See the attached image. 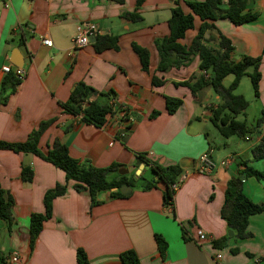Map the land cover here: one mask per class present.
<instances>
[{
	"label": "crops",
	"instance_id": "0c3cea01",
	"mask_svg": "<svg viewBox=\"0 0 264 264\" xmlns=\"http://www.w3.org/2000/svg\"><path fill=\"white\" fill-rule=\"evenodd\" d=\"M203 1L144 0L136 12L140 20L132 22L126 15L134 12L135 0H123L122 5L93 0H8L7 9H1L0 0V67L8 65L13 70L10 61L16 58L24 73L15 93L0 106V141L21 143L40 122L53 119L37 143L42 154L57 140L66 146L70 158L87 161L93 168L112 163L134 167L124 175L127 178L136 179L148 169L139 164L143 168L134 175L139 166L136 155L160 167L182 165L188 173L174 192L171 208L162 205L161 185L147 192L130 188L125 199H111V191L102 192L98 204L90 207L87 193L76 192L68 182L64 194L52 201L50 218L30 244L29 217L43 213L44 193L63 185L64 175L37 156L0 150V189L13 201L9 231L0 220V264H77V250L83 252L87 264H121L119 254L126 250L135 253L139 264H264V211L248 218L246 231L251 237L243 240L233 234L228 237L219 217L224 190L234 177L240 179L241 192L250 202L264 206V178L241 174L248 167L264 176V157L254 159L251 153L264 136V122L244 137L222 138L209 122L218 103L213 91L203 88L191 95L186 87L175 85L192 83L202 74L197 56L183 67L156 71L153 43L168 36L170 10L178 6L190 14L185 3ZM220 7H226L225 0ZM244 11L256 18L240 26L225 19L208 22L214 30L204 35L205 40L210 37L204 45L216 49L221 36L232 48L230 61L260 57L258 97L238 94L255 102L256 120L264 109V0H247ZM87 24L96 28L97 36H116L118 49L96 53L89 43L74 49L75 28ZM199 25L193 16V29L178 43L189 46ZM41 39L49 40L51 46H43ZM132 43L147 50L148 73L140 70ZM152 76L162 84L152 86ZM2 77L0 72V82ZM231 80L225 77L222 88ZM78 82L96 94L113 93L127 112V120L114 113L102 127L95 128L64 114L58 104L68 99ZM165 98L180 101L171 115L166 112ZM97 102L106 101L97 98ZM240 116L236 117L239 121L243 120ZM243 121L248 126L255 122ZM124 127L129 128L122 145L116 135ZM204 153L214 168L207 175L195 174L192 170ZM226 158L230 162L219 166ZM21 166L32 171L28 184L20 180ZM197 229L210 240L196 244ZM155 235L165 243L162 257ZM223 237H227L225 245L214 248L211 242ZM12 254L17 256L14 263L9 261Z\"/></svg>",
	"mask_w": 264,
	"mask_h": 264
},
{
	"label": "trees",
	"instance_id": "16d2710c",
	"mask_svg": "<svg viewBox=\"0 0 264 264\" xmlns=\"http://www.w3.org/2000/svg\"><path fill=\"white\" fill-rule=\"evenodd\" d=\"M95 2H105L122 5L123 0H93ZM144 0H135L134 12L126 15L132 21L137 22L140 17L137 10ZM226 7L221 8L222 0H204L203 2H186L190 14H184L178 6L170 10V16L167 20L168 36L154 41V47L157 52L158 63L157 72H165L170 68L183 67L190 63L193 56H197V69L200 73L194 82L184 81L175 85L186 87L191 95H195L203 88H210L218 97V103L215 109L211 110L209 122L216 129L222 138L231 136L244 137L256 130L264 122V109L260 111L259 117L255 120L254 125L248 126L243 120L236 119L237 116H243L247 108V102L242 96L233 95L232 92L237 88L240 80L247 77L250 82L253 98L258 97V81L260 79L259 66L260 57L251 58L243 56L238 61H230L232 48L230 43L219 36L217 48L208 47L204 42V35L214 30V27L208 22L218 19L228 20L234 26H240L249 23L256 18L253 13L245 12L247 0H225ZM193 16L199 21L200 25L189 46H183L178 43L182 40L187 30L193 29ZM92 48L96 53L107 49L116 51L117 37L113 36H96ZM131 50L136 55L140 70L148 73V52L134 43L131 44ZM249 70V72H248ZM232 76V80L227 88H222L221 82L227 77ZM152 86H160L162 81L151 77ZM21 81L16 78L13 70L4 74L0 82V106L6 104L8 98L13 95L20 85ZM92 89L78 82L71 91L68 99L64 103H59L64 114L79 117L84 124L100 128L104 125L106 118L118 113L112 110L109 101L114 99L113 93H95ZM97 98H102L106 102L98 103ZM180 105L177 99L165 98V107L168 115H171ZM154 115V114H153ZM151 115V116H153ZM122 121L127 120V112L124 110ZM54 120L40 122L36 129L32 130L21 143H6L0 141V150L11 151L15 154H31L37 156L42 161L51 164L54 168L60 170L64 175V184L55 185L53 189L44 193L42 198L43 213L31 214L29 217L28 240L31 244L41 230L42 223L50 218L52 210V201L65 192V186L68 182L73 184L76 192H86L89 197V206L98 204L97 196L102 192H110L111 199H125L129 196H123L118 189L127 185L129 188H138L141 192H147L157 185L162 186V205L172 206L174 193L170 186L176 182L177 177L183 171L179 166L160 167L146 160L142 155H136V165L142 164L147 167L151 174L156 177L154 182L146 180L139 175L136 179L126 176H118L116 171L119 165L112 163L103 169L93 168L87 161L78 162L69 157L66 146L60 141H53L51 148L45 153L38 150L37 143L41 134L52 124ZM129 127L122 128L116 135L120 144H124V139ZM251 153L254 159L264 157V136L256 145ZM243 177H253L262 179L264 176L257 171L244 167ZM109 175H113L110 178ZM20 180L23 183H30L32 180V171L27 166L20 168ZM241 181L238 177L232 178L227 182L223 193V203L219 210V217L224 222L226 229L233 234L237 240L248 239L251 235L246 231L248 218L260 214L264 211V206L256 205L250 202L241 192ZM114 190V191H113ZM13 201L10 195L0 189V220L5 224L7 231L12 225L11 208ZM173 216V213H172ZM227 240L223 237L219 240L212 241V246L221 249ZM154 241L160 257L163 256L165 243L158 236H154ZM235 253V251H231ZM121 264H139L135 253L126 250L119 254ZM77 264H87L85 255L82 251H76Z\"/></svg>",
	"mask_w": 264,
	"mask_h": 264
},
{
	"label": "built area",
	"instance_id": "2783aa9c",
	"mask_svg": "<svg viewBox=\"0 0 264 264\" xmlns=\"http://www.w3.org/2000/svg\"><path fill=\"white\" fill-rule=\"evenodd\" d=\"M9 7L8 0H1V9H7ZM98 31L93 25H84V26H77L74 31V35L72 36L71 43L74 49H80L88 44V37L89 36H97ZM41 44L45 47H50L51 42L47 39H41ZM11 71L10 67L8 65H2L0 67V72L4 75ZM14 75L16 78L20 81L24 78V73L19 68L13 69ZM204 77H206L205 73H202ZM109 104L112 108V110L118 112L122 116L124 112V108L120 107L114 99L109 101ZM230 158H226L224 160H221L218 165L223 167L226 166L230 162ZM214 168V163L212 160L208 157L206 153L201 154L197 159V166L194 170H192L193 173L198 175H207L209 174ZM188 176V173L186 171H182L180 175L177 177L176 182L170 186L172 192L174 193L178 187L186 180ZM168 207L171 208L169 205ZM195 239L194 241L196 244L200 245L202 242L210 240L201 230L197 229L195 231ZM10 262H16L17 256L16 254H12L9 258Z\"/></svg>",
	"mask_w": 264,
	"mask_h": 264
},
{
	"label": "rangeland",
	"instance_id": "374dc122",
	"mask_svg": "<svg viewBox=\"0 0 264 264\" xmlns=\"http://www.w3.org/2000/svg\"><path fill=\"white\" fill-rule=\"evenodd\" d=\"M248 72H249V70H248ZM229 78H232V76H229ZM224 84H225V86H227L228 83L225 81ZM232 94L233 95L243 94L244 96H251L252 91H251L249 79L247 77H243L239 82V87L236 88L232 92ZM245 98H246L245 101L248 103V106L245 110V115L240 116V117H241V119L245 120L247 123L252 124V122L255 121V118L257 116L256 115L257 106H256L255 102H253V100L247 99L249 97H245ZM142 177L146 180L152 181L151 174L148 170H146L142 173ZM153 178H154V176H153Z\"/></svg>",
	"mask_w": 264,
	"mask_h": 264
},
{
	"label": "water",
	"instance_id": "95a60500",
	"mask_svg": "<svg viewBox=\"0 0 264 264\" xmlns=\"http://www.w3.org/2000/svg\"><path fill=\"white\" fill-rule=\"evenodd\" d=\"M95 41V38L93 36H89L88 37V43L89 44H93ZM10 64L15 67V68H19L21 69L22 67V62L18 63L16 58L13 59V61H10ZM96 94L93 93V96H95ZM134 167H129V168H120L117 170V175L119 176H124L126 175L128 172H131L133 170ZM143 166L142 165H139L138 168L134 171V175L137 176L139 175L140 171L142 170ZM180 168L181 169H184V167L182 165H180ZM156 180V177L154 176V178L152 179L151 182H154ZM114 191V190H113ZM131 189L127 186V185H123L121 186L119 189H118V192L123 195V196H126L130 193ZM227 236L228 237H231L232 236V233L230 231H227Z\"/></svg>",
	"mask_w": 264,
	"mask_h": 264
}]
</instances>
